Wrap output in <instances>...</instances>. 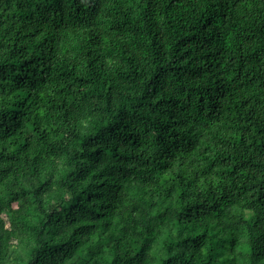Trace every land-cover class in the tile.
<instances>
[{
  "label": "trees",
  "instance_id": "1",
  "mask_svg": "<svg viewBox=\"0 0 264 264\" xmlns=\"http://www.w3.org/2000/svg\"><path fill=\"white\" fill-rule=\"evenodd\" d=\"M0 264H264V0H0Z\"/></svg>",
  "mask_w": 264,
  "mask_h": 264
}]
</instances>
